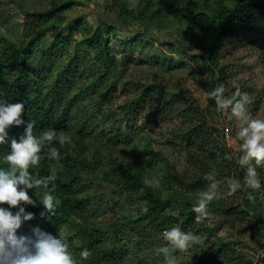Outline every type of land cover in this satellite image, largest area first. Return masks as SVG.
Returning <instances> with one entry per match:
<instances>
[{
  "label": "rangeland",
  "instance_id": "obj_1",
  "mask_svg": "<svg viewBox=\"0 0 264 264\" xmlns=\"http://www.w3.org/2000/svg\"><path fill=\"white\" fill-rule=\"evenodd\" d=\"M64 1L0 0V43L4 37L20 43L24 40L29 15L46 12L53 3ZM72 1L77 5L64 14L67 23L62 33L68 34L67 24L70 22L81 20L83 26L71 44L61 49L56 67L63 66L69 58H78L80 71L76 85L82 89L89 86L88 83H93L96 52L85 45L78 47V43L99 27L105 31L108 27H114L110 41L119 64L114 92L106 93L104 87L98 85L95 90L88 91L83 100H77L74 109L82 122H88V131L93 132L90 156L97 154L101 158V166L90 174L88 189L84 193L92 212L88 224L101 227H110L112 223L122 224V240L112 242L125 252L126 264H166L164 256L157 255L155 251L156 247L168 243L162 238L164 231L159 234L148 221L141 222L139 217L144 203L110 183L116 170L114 163L134 161L148 178L159 184L166 175L167 164L180 173L192 172L193 168L188 165L189 151L185 144L175 138L182 124L181 114L187 109L182 96L192 97L198 102L211 128L219 130V133L215 130L212 132L215 136L219 135L216 138L222 139L228 151L239 152L240 141L236 133L241 122L231 115L230 109L217 111L214 100L208 97L212 84L218 79L213 77L212 82V77L190 58L188 54L195 52L183 37L184 26L177 19L163 21L161 26H147L129 20L126 14L119 16L116 12L119 3L115 0ZM158 1L122 0L127 9L135 14L141 13L146 6L154 9ZM52 32V27L46 32L44 42L48 46L53 44ZM128 40H133L132 44L128 45ZM217 61L223 74L225 95L239 100L246 94V113L254 118H264V30H251L227 37ZM154 87L161 88V91L142 99L144 90ZM237 90L239 96L235 95ZM132 107L134 114L129 118L125 112L128 109L133 113ZM116 128L120 129V135H116ZM243 170L240 166V171ZM257 172L264 185V178H260L264 176V164L257 167ZM215 179L221 193H227L230 185L237 184L233 177L215 176ZM210 183L201 191L193 192V199L198 201L200 193L207 191ZM251 190L258 196L259 205L264 209V191L261 188ZM248 198L251 200L250 195ZM227 199L228 196L222 194L213 200ZM186 206L174 204L170 214L180 216ZM42 213L46 214V211L41 204L35 212L36 216L27 221L28 227L34 222L41 226L45 218ZM206 213L198 227L191 232L200 242L183 252L170 249L176 264H264V216L258 223L252 213L242 215L232 226L225 223L224 217L215 208L206 209ZM80 226L82 224L76 221L71 228L66 227L60 233L72 238L79 248L82 247L81 242L74 236L78 234ZM169 228L172 227L165 229ZM21 232L18 234L24 235L25 231ZM81 251L72 252L75 259H82Z\"/></svg>",
  "mask_w": 264,
  "mask_h": 264
},
{
  "label": "trees",
  "instance_id": "obj_2",
  "mask_svg": "<svg viewBox=\"0 0 264 264\" xmlns=\"http://www.w3.org/2000/svg\"><path fill=\"white\" fill-rule=\"evenodd\" d=\"M115 1L119 3L116 9L118 15L122 17L126 14L125 16L133 22L161 26L163 21L177 19L184 26L183 37L190 42V48L195 52L188 54L190 58L204 69L205 74L212 77V82L213 77L218 79L212 84V90L222 83L223 74L218 68L217 57L227 37L251 30H264V0H159L154 9L146 6L139 14L129 11L122 0ZM75 5L77 4L74 1L66 0L53 3L52 8L46 12L29 15L23 33L24 40L17 43L4 37L0 43V99L11 103H24V119L26 122H34L35 135L51 128L58 134L70 135L72 139L71 144L64 146L58 141H53L51 146L60 151L59 164L48 158V146H45L39 154L38 166L29 169L34 177H42L49 174L51 166L56 167L57 178L53 192L56 207L54 215L46 212L41 226L34 222V225L28 227L29 224L25 221L20 230L25 231L24 235L33 238V229L37 227L59 236L64 228H71L74 222L79 221L82 226L74 237L79 239L82 247H76L72 238L64 236L71 245V253L84 250L83 248L90 253L87 260L76 259L77 264H126L125 252L112 242L115 239L122 240V224L112 223L110 227L88 224L92 219V212L84 193L88 189L90 174L101 166V158L97 154L90 156V139L93 132L88 131V122H82L74 113L77 100H83L88 91L95 90L98 85L104 87L106 93L114 92L119 67L110 41L114 27H108L106 31L99 27L78 43V47L85 45L88 49H94L97 62L93 83H88L89 86H83L81 89L76 85L80 71L78 58H69L63 66L56 67L61 49L71 44L83 26L81 20H76L67 24V35L62 33L67 23L64 14ZM50 27L53 28V44L48 46L44 40ZM132 42L133 40H128L127 44ZM159 91L161 88L158 87L146 89L142 99L152 97ZM181 100L187 109L181 114L182 124L180 129L176 130L175 138L187 147L188 165L193 171L180 173L167 164L166 175L160 180V185L156 180L148 178L138 164L127 160L125 163H114L116 170L109 180L131 198L144 203L139 220L148 221L159 234L167 227L179 226L185 232H192L198 227L201 220L196 219L197 214L192 210L197 200H194L191 194L206 187L210 181L205 177L209 173L224 178L233 177L237 184L243 183L245 175V168L240 171V165L235 160L239 152L226 150L222 139L216 138L219 135L215 136L212 130L218 133L219 130L211 128L198 102L187 96H182ZM132 111L133 113H130L127 109V117L133 116V107ZM23 130L24 126H13L9 131L10 135L19 137ZM115 133L120 135V129L116 128ZM9 150L7 145H0V167L8 166L3 157ZM228 156L233 158H226ZM261 190L264 191L263 183ZM44 191L46 189L41 187L37 196L42 195ZM29 195L36 201L35 205H26L23 202L22 204L36 216L35 212L41 203L34 189L29 190ZM227 196L228 199L224 201L212 200L206 209L215 208L221 217H224L225 223L232 226L236 225L237 219L242 215L250 213L256 222L261 223L264 209L259 205V198L254 191L238 188L233 195ZM174 204H187L180 216L170 214ZM0 206L8 207L7 204ZM16 210L13 209V212Z\"/></svg>",
  "mask_w": 264,
  "mask_h": 264
},
{
  "label": "clouds",
  "instance_id": "obj_3",
  "mask_svg": "<svg viewBox=\"0 0 264 264\" xmlns=\"http://www.w3.org/2000/svg\"><path fill=\"white\" fill-rule=\"evenodd\" d=\"M207 95L214 100L217 111L230 109L231 115L241 122L236 133L240 144L239 155L235 160L238 165L245 168V175L242 184L230 185L227 193H221L214 174L209 173L205 177L211 182L208 190L201 192L197 203L192 206L198 221L207 214L208 204L220 195H233L238 188L260 189L262 182L258 178L257 167L264 164V118H254L246 113L247 95L241 96L239 100L234 96L228 97L222 83ZM235 95H240L239 90ZM24 113L23 102L11 103L0 99V145H7L10 149L3 157L8 166L0 167V205H8L0 206V264H77L64 236L53 235L38 227L33 229L34 238L18 234L22 233L20 230L22 224L34 218V214L23 206L36 203L29 195V190L34 189L37 196L38 190L43 187L46 191L37 197L45 211L54 215L56 207V197L53 195L57 178L56 167L51 166L49 174L42 177H34L29 169L38 166L39 154L45 146H48V158L59 164L60 151L51 146L53 141H58L61 146L72 143L70 135L58 134L51 128L35 135L34 122H26ZM13 126H24L19 137L10 135L9 130ZM13 209L17 210L13 212ZM162 238L168 243L156 247L155 251L157 255L164 256L166 264H176V258L170 249L183 252L200 242L196 235L183 231L179 226L165 229ZM89 255L87 249L80 252V257L84 260H87Z\"/></svg>",
  "mask_w": 264,
  "mask_h": 264
}]
</instances>
